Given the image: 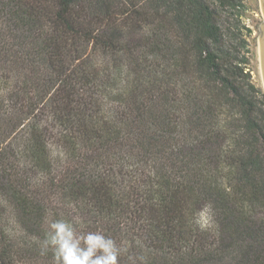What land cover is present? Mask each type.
<instances>
[{"label":"trees","instance_id":"16d2710c","mask_svg":"<svg viewBox=\"0 0 264 264\" xmlns=\"http://www.w3.org/2000/svg\"><path fill=\"white\" fill-rule=\"evenodd\" d=\"M241 5L0 0V264H54L58 219L119 264H264V90L222 21Z\"/></svg>","mask_w":264,"mask_h":264},{"label":"clouds","instance_id":"9594fccd","mask_svg":"<svg viewBox=\"0 0 264 264\" xmlns=\"http://www.w3.org/2000/svg\"><path fill=\"white\" fill-rule=\"evenodd\" d=\"M48 229L41 250H52L54 264H119L121 249L99 231L78 234L64 219L52 221Z\"/></svg>","mask_w":264,"mask_h":264},{"label":"rangeland","instance_id":"374dc122","mask_svg":"<svg viewBox=\"0 0 264 264\" xmlns=\"http://www.w3.org/2000/svg\"><path fill=\"white\" fill-rule=\"evenodd\" d=\"M240 13L227 10L222 21L234 43H241V54L249 58V70L253 81L264 90L261 28L264 25V11L261 0H241ZM239 16V17H236Z\"/></svg>","mask_w":264,"mask_h":264},{"label":"water","instance_id":"95a60500","mask_svg":"<svg viewBox=\"0 0 264 264\" xmlns=\"http://www.w3.org/2000/svg\"><path fill=\"white\" fill-rule=\"evenodd\" d=\"M262 2V9L264 11V0ZM262 38H261V45H262V62H263V73H264V25L261 28Z\"/></svg>","mask_w":264,"mask_h":264}]
</instances>
